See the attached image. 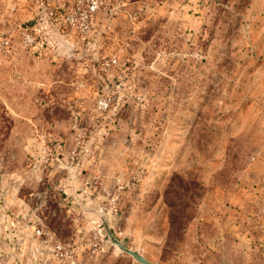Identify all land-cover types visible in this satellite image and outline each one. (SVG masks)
<instances>
[{
	"label": "rangeland",
	"instance_id": "rangeland-1",
	"mask_svg": "<svg viewBox=\"0 0 264 264\" xmlns=\"http://www.w3.org/2000/svg\"><path fill=\"white\" fill-rule=\"evenodd\" d=\"M31 1L0 0V264H264V0H104L87 38Z\"/></svg>",
	"mask_w": 264,
	"mask_h": 264
},
{
	"label": "built area",
	"instance_id": "built-area-1",
	"mask_svg": "<svg viewBox=\"0 0 264 264\" xmlns=\"http://www.w3.org/2000/svg\"><path fill=\"white\" fill-rule=\"evenodd\" d=\"M103 6L104 0H75L72 7L62 13L61 25L66 29L75 30L87 38L94 32L95 18ZM23 40L29 47L34 46L38 41L32 29L23 31ZM0 47L9 49L10 41H0ZM115 63L116 60L112 59L107 62L105 67H110Z\"/></svg>",
	"mask_w": 264,
	"mask_h": 264
},
{
	"label": "water",
	"instance_id": "water-1",
	"mask_svg": "<svg viewBox=\"0 0 264 264\" xmlns=\"http://www.w3.org/2000/svg\"><path fill=\"white\" fill-rule=\"evenodd\" d=\"M54 31L59 35V31L58 30H54ZM110 239L112 240V242L114 244H116L118 246V248L120 250H122L124 252H127L130 255H132L138 262H140L142 264H152L148 260H146L142 255H140V253L128 249L125 245H123L120 241L115 239L112 235H110Z\"/></svg>",
	"mask_w": 264,
	"mask_h": 264
},
{
	"label": "crops",
	"instance_id": "crops-1",
	"mask_svg": "<svg viewBox=\"0 0 264 264\" xmlns=\"http://www.w3.org/2000/svg\"><path fill=\"white\" fill-rule=\"evenodd\" d=\"M29 2L31 1V0H28ZM52 4H50V8L48 9V7L49 6H45L43 9L44 10H49V11H51V9H53V8H55V5H53V4H55V2L57 1V2H60V1H58V0H49ZM32 3H33V7H34V11H36L35 10V8L38 6V8L39 9H41L42 8V6L41 5H39V1L38 0H32L31 1ZM52 6V7H51ZM33 7L31 8V9H33ZM48 14V13H47ZM33 16V13L31 12V11H29L28 12V17H32ZM45 19V17H41V18H39L38 20H44ZM25 20V19H24Z\"/></svg>",
	"mask_w": 264,
	"mask_h": 264
},
{
	"label": "trees",
	"instance_id": "trees-1",
	"mask_svg": "<svg viewBox=\"0 0 264 264\" xmlns=\"http://www.w3.org/2000/svg\"><path fill=\"white\" fill-rule=\"evenodd\" d=\"M29 29V28H28ZM33 30V28H31Z\"/></svg>",
	"mask_w": 264,
	"mask_h": 264
}]
</instances>
